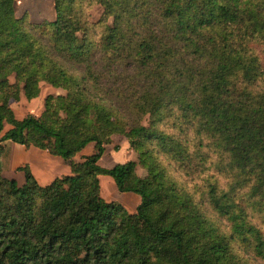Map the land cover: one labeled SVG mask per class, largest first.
Listing matches in <instances>:
<instances>
[{"label": "trees", "instance_id": "1", "mask_svg": "<svg viewBox=\"0 0 264 264\" xmlns=\"http://www.w3.org/2000/svg\"><path fill=\"white\" fill-rule=\"evenodd\" d=\"M15 1L0 0V264L264 263V0H54L55 21L27 27ZM96 53L148 80L125 115L107 106ZM39 82L66 94L17 120L8 101L20 84L35 98ZM137 107L146 125L127 120ZM112 135L137 162L99 166ZM6 142L60 157L70 174L42 187L26 165L19 186L2 175ZM99 176L139 196L136 212L105 202Z\"/></svg>", "mask_w": 264, "mask_h": 264}, {"label": "rangeland", "instance_id": "2", "mask_svg": "<svg viewBox=\"0 0 264 264\" xmlns=\"http://www.w3.org/2000/svg\"><path fill=\"white\" fill-rule=\"evenodd\" d=\"M103 13L104 9L100 4L91 6L89 10V21L92 24H97L101 17H103ZM14 15L17 19H23L26 27L30 25H37L44 21L54 22L56 19L54 0H16L14 5ZM154 19L156 18H153V20ZM108 24H111V18H108ZM257 52L260 53L259 57L264 62V51L262 50V47H259ZM102 57V54L96 53L92 57L91 63L97 72L103 73L101 76L102 79L100 81V85H102V88L104 87V89L110 94L108 97L107 106L118 111L120 115H125L127 112V107H132V105L135 104L137 105V101L141 98L142 93L144 92L143 90H146L149 87H147L148 80L146 76L144 77L140 71H135V66L125 63L124 65H119L118 63L113 64L112 62L109 63L108 61L102 60ZM8 81L11 85L15 84L14 74L8 77ZM38 85L39 92L35 98L27 99L23 92V85L20 84L19 96L17 99H10L8 101V107L17 120L24 119L29 115L39 117L44 111V103L47 97L64 96L66 94L64 90L54 89L43 82H39ZM138 110V107L134 110L136 111V115L140 113V110ZM128 119L130 121L139 120L141 124L146 125L148 115H131L127 117V120ZM7 129H9V127H6L1 135L6 132ZM13 145L15 147H19L17 144ZM104 149V153L98 163L99 166L104 169H111L117 164L138 161L137 153L130 148L127 139L123 136L112 135L110 137V143L106 144ZM33 151L37 150L33 149ZM10 153H12V147L7 149L4 156L2 157V160H4L6 164L10 160V157L8 156ZM91 153L92 151H90L88 154ZM45 155L47 157L46 159L49 157V162H51L50 169H47L49 170V173L52 177H60L62 175L70 174L69 167L63 163V160L60 157H55L48 154ZM77 157L78 156H76L74 159L76 162H80V160H78L79 158ZM26 158H28V155L22 156L19 154L16 158L17 163L21 162L18 164L21 165V167H24ZM33 168L35 170H40L41 173H47L44 170L46 167H43L36 159L33 162ZM136 170L140 177L146 176L145 169L140 165L137 166ZM173 175L178 179H182L179 174H175L173 172ZM18 180L22 184L23 177H20ZM198 184L202 186L201 182H198ZM100 185L101 197L105 202L114 200L117 203L123 205L128 213H133L136 211L135 206H133L134 200L132 199L133 197L139 200V197L136 194L119 193L116 190L114 181L109 176H100ZM255 264L264 263L257 261Z\"/></svg>", "mask_w": 264, "mask_h": 264}, {"label": "crops", "instance_id": "3", "mask_svg": "<svg viewBox=\"0 0 264 264\" xmlns=\"http://www.w3.org/2000/svg\"><path fill=\"white\" fill-rule=\"evenodd\" d=\"M8 128L9 126L8 125H4V129L5 128ZM10 128V127H9ZM3 129V130H4ZM8 130V129H7ZM14 143H10V142H6L4 144V148H5V152L7 151V149H10V147H12V153H10V155L8 154V156L10 157V160L7 162V164L4 162V160H2V175L3 177L7 178V179H14L17 181L18 185L21 186L24 184L25 182V177L22 173V171H18L17 169L19 167H21V165H19L18 163H21V162H18L17 163V156L19 154H21L22 156L23 155H28V158H26L25 160V165H27L30 169V172L32 173V175L34 176V178L36 179L37 183L42 186V187H45V186H48L54 179L56 178H59V177H52L49 173V170L47 168L50 169V165H51V162L49 157L48 159H46V155L45 154H48L47 152L45 151H41V150H38L36 148H29V149H26L24 146H20L18 145L19 147H15L13 145ZM33 149L37 150V151H33ZM10 151V150H9ZM8 151V152H9ZM90 151H94V144L90 143L88 145L85 146V148L77 155L79 158L78 160H82L84 157L86 156H89L91 154H88ZM45 152V153H44ZM49 155V154H48ZM37 160L41 163V165L44 167H46L44 170L47 172V173H41L40 170H35L33 168V162L34 160ZM20 161H23V160H20ZM46 161V162H45ZM64 163V162H63ZM23 164V165H24ZM38 164V163H37ZM24 165V166H25ZM67 166V165H66ZM64 176V175H62ZM20 177H23V182L22 184L19 182L18 179H20ZM61 177V176H60ZM99 178V183H100V176L98 177ZM115 184V183H114ZM116 187V186H115ZM117 190V189H116ZM120 193V192H119ZM100 194H101V185H100ZM139 197V196H138ZM132 199L134 200V203H133V206H135V210L137 209L138 205L140 204V198L139 200L135 199L132 197ZM110 202H116L114 200L110 201ZM117 203V202H116ZM119 204V203H118ZM121 205V204H120ZM123 206V205H122ZM124 207V206H123ZM136 212V211H135ZM133 212V213H135ZM131 213V212H129ZM131 213V214H133Z\"/></svg>", "mask_w": 264, "mask_h": 264}, {"label": "clouds", "instance_id": "4", "mask_svg": "<svg viewBox=\"0 0 264 264\" xmlns=\"http://www.w3.org/2000/svg\"><path fill=\"white\" fill-rule=\"evenodd\" d=\"M257 83H258V86H257V88L255 89V92H256V93H260V94H264V77H261V79H260ZM190 135H192V136L194 137V133H191ZM166 179H168V180H175V179L173 178V176H172L170 173H168V176L166 177ZM211 182H212V183H215L216 181L213 180V181H211ZM233 182H234V181H233L232 178L230 177V183H229V184H231V183H233ZM194 188H196V186H194ZM184 191L188 192L189 194L192 193V191H189V189H188L186 186L184 187ZM224 191H227V190H224ZM208 219H209V223L212 224V223H213L212 218L209 217ZM252 223H253V224H256L257 221L253 220ZM224 230H225V229H222V231H224ZM260 231H261L262 233H264V225H260ZM151 264H160V261H159V259H158L157 257H152V258H151Z\"/></svg>", "mask_w": 264, "mask_h": 264}]
</instances>
